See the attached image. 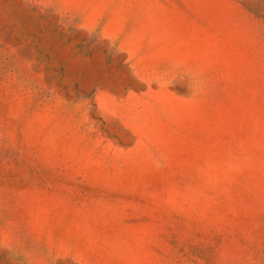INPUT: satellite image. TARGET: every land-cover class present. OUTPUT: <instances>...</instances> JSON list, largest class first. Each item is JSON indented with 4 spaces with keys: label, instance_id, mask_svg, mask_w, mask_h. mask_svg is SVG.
<instances>
[{
    "label": "rangeland",
    "instance_id": "rangeland-1",
    "mask_svg": "<svg viewBox=\"0 0 264 264\" xmlns=\"http://www.w3.org/2000/svg\"><path fill=\"white\" fill-rule=\"evenodd\" d=\"M180 11L80 25L0 0V177L51 249L84 247L89 264H264V0Z\"/></svg>",
    "mask_w": 264,
    "mask_h": 264
},
{
    "label": "crops",
    "instance_id": "crops-1",
    "mask_svg": "<svg viewBox=\"0 0 264 264\" xmlns=\"http://www.w3.org/2000/svg\"><path fill=\"white\" fill-rule=\"evenodd\" d=\"M45 8H51L60 18H67L61 23L87 24L91 19H99L102 24H145L154 19L169 18L174 22L184 15L180 4L186 0H34ZM165 5V7H164ZM119 39V35L113 37ZM130 59L140 58L139 49L133 43L119 45ZM160 49H156L154 57L158 65L161 63ZM135 64H141L139 59ZM10 178L0 177V264H58L59 258H66L64 264H89V256L84 247L71 244V252L63 253L51 249L50 236H44L41 221L35 219L27 222L28 209L26 193L21 189L12 190ZM33 201V215H42L41 205ZM85 213L82 212V216ZM55 231L70 233H87L90 228L83 222L81 225H60ZM45 237V238H44ZM45 248V249H44ZM44 250H47L44 253Z\"/></svg>",
    "mask_w": 264,
    "mask_h": 264
}]
</instances>
